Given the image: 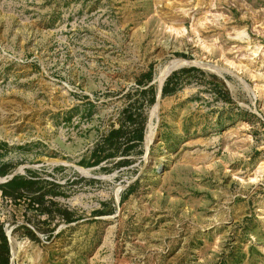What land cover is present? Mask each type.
<instances>
[{
    "label": "rangeland",
    "instance_id": "374dc122",
    "mask_svg": "<svg viewBox=\"0 0 264 264\" xmlns=\"http://www.w3.org/2000/svg\"><path fill=\"white\" fill-rule=\"evenodd\" d=\"M0 264H264V0H0Z\"/></svg>",
    "mask_w": 264,
    "mask_h": 264
},
{
    "label": "trees",
    "instance_id": "16d2710c",
    "mask_svg": "<svg viewBox=\"0 0 264 264\" xmlns=\"http://www.w3.org/2000/svg\"><path fill=\"white\" fill-rule=\"evenodd\" d=\"M164 92H165V89H164ZM21 181V180H20ZM17 181V178H14L12 181H10L7 185L8 186H11V187H13V186H15V185H17V184H25L26 182H23V181Z\"/></svg>",
    "mask_w": 264,
    "mask_h": 264
},
{
    "label": "bare ground",
    "instance_id": "6f19581e",
    "mask_svg": "<svg viewBox=\"0 0 264 264\" xmlns=\"http://www.w3.org/2000/svg\"><path fill=\"white\" fill-rule=\"evenodd\" d=\"M163 76V75H162Z\"/></svg>",
    "mask_w": 264,
    "mask_h": 264
},
{
    "label": "water",
    "instance_id": "95a60500",
    "mask_svg": "<svg viewBox=\"0 0 264 264\" xmlns=\"http://www.w3.org/2000/svg\"><path fill=\"white\" fill-rule=\"evenodd\" d=\"M160 95V94H159Z\"/></svg>",
    "mask_w": 264,
    "mask_h": 264
}]
</instances>
